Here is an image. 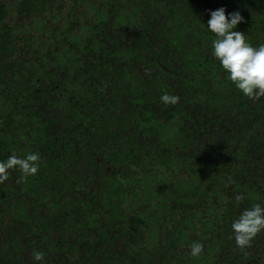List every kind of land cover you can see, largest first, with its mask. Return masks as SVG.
Here are the masks:
<instances>
[{
	"label": "trees",
	"instance_id": "16d2710c",
	"mask_svg": "<svg viewBox=\"0 0 264 264\" xmlns=\"http://www.w3.org/2000/svg\"><path fill=\"white\" fill-rule=\"evenodd\" d=\"M220 7L264 44V0H0V160L41 157L0 182V264H264L231 228L264 207V96L212 56Z\"/></svg>",
	"mask_w": 264,
	"mask_h": 264
},
{
	"label": "clouds",
	"instance_id": "9594fccd",
	"mask_svg": "<svg viewBox=\"0 0 264 264\" xmlns=\"http://www.w3.org/2000/svg\"><path fill=\"white\" fill-rule=\"evenodd\" d=\"M239 11L226 13L220 7L209 13L207 29L214 35L212 40V56L226 73L227 79L239 92L249 99L264 96V44L253 46L246 40L245 34L235 30L243 22ZM161 101L165 104L177 103L178 98L164 94ZM41 157L37 152H29L24 157L11 154L6 160H0V182L8 177L10 169H18L26 177L37 173ZM236 244L246 248L253 237L264 231V207L254 204L242 211L239 218L231 224ZM202 245L191 246V254L198 255ZM32 259L39 262L43 255L33 251Z\"/></svg>",
	"mask_w": 264,
	"mask_h": 264
}]
</instances>
